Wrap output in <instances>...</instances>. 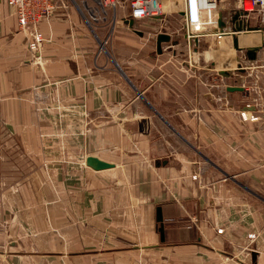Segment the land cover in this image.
<instances>
[{
	"label": "crops",
	"instance_id": "crops-1",
	"mask_svg": "<svg viewBox=\"0 0 264 264\" xmlns=\"http://www.w3.org/2000/svg\"><path fill=\"white\" fill-rule=\"evenodd\" d=\"M74 1L34 49L0 2V264H264V28L195 68L167 15Z\"/></svg>",
	"mask_w": 264,
	"mask_h": 264
},
{
	"label": "built area",
	"instance_id": "built-area-1",
	"mask_svg": "<svg viewBox=\"0 0 264 264\" xmlns=\"http://www.w3.org/2000/svg\"><path fill=\"white\" fill-rule=\"evenodd\" d=\"M61 1L62 0H0V2L6 3L11 13L16 15L22 29L27 31L33 30L34 39L30 43L33 49L39 46V41L42 39V33L35 29V27L41 19L50 15L54 9L60 5ZM175 1H172L173 4ZM222 1L226 0H177L176 7H178V9L176 12L183 20L186 29H193L200 32L212 26L215 29V33L225 36L224 38H226L230 33H233L234 30L222 31L219 28V20L221 16L223 17L221 7ZM233 2L235 8L244 13L248 14L260 9L264 14V0H234ZM131 4V15L134 18L159 16L164 12L162 5L163 0H132ZM242 16L246 18L245 14ZM189 41L188 39V42ZM242 116L244 118L248 116L257 118L253 113L246 115L245 112H242Z\"/></svg>",
	"mask_w": 264,
	"mask_h": 264
},
{
	"label": "rangeland",
	"instance_id": "rangeland-1",
	"mask_svg": "<svg viewBox=\"0 0 264 264\" xmlns=\"http://www.w3.org/2000/svg\"><path fill=\"white\" fill-rule=\"evenodd\" d=\"M68 3L75 4L76 1L74 0H64ZM132 0H93L92 5L95 7H98L100 9L105 8L106 6L111 8H116L117 6H120L122 3L123 4H129L131 6L132 10ZM175 0H163V14L159 16H165L167 15L168 17L171 18V21L173 22L174 25V31L175 33V39L181 41L180 46H175L172 45L171 48V53L173 50V55L175 54L176 57L174 59L177 62H181L185 60L186 62H189L191 66L198 68L203 65H213V66H225V65H230L229 60H232L235 58V55H239L242 50L239 51L235 47L234 41L230 40L229 37L224 38L225 36H221L218 33L214 32V28L212 26L207 27L205 31H195L193 29H189V31L184 27L183 20L179 16V14L176 12L178 7H176V1L173 4ZM179 1V0H178ZM234 0H226L222 1V12L224 13V18L226 15H228V9L226 10L223 7H235L234 5ZM78 4V3H77ZM79 4L82 6L83 3L79 1ZM78 4V5H79ZM84 6V5H83ZM233 11V10H232ZM231 11V12H232ZM231 13H229L230 16ZM246 15L245 19H248L250 23L252 20H250V14L251 13H243ZM256 23H262V22H256ZM253 25V24H251ZM254 26H260L255 24ZM186 29V30H185ZM191 31V32H190ZM243 33H246L244 30ZM172 35V34H171ZM189 36V37H188ZM173 37V35H172ZM193 37V38H192ZM188 39L190 40L188 42ZM178 42V41H177ZM175 44V43H174ZM239 46L244 47V45ZM238 51V52H237ZM249 117V116H248ZM84 127H82L83 129ZM13 177L18 178L21 177V175L16 174L13 175ZM222 230V229H220Z\"/></svg>",
	"mask_w": 264,
	"mask_h": 264
},
{
	"label": "water",
	"instance_id": "water-1",
	"mask_svg": "<svg viewBox=\"0 0 264 264\" xmlns=\"http://www.w3.org/2000/svg\"><path fill=\"white\" fill-rule=\"evenodd\" d=\"M243 11L241 10H233L230 14L229 17V22L231 23L230 27L232 28V30L234 31H242V30H252L255 28H260L263 29L264 26L260 25V26H254L251 25L250 21L248 19H241L242 15H243ZM128 22L131 26H133L134 24V17H131L128 19ZM221 27L222 31H225V22L223 21V18L221 16L220 20H219V28ZM172 38L171 34L165 32V31H161L160 33H158L157 35V49L159 52L162 51V42L164 41H170ZM238 40L234 41L235 47L239 50H242L245 52V55L247 57V59H249L250 61L255 60L257 58V51L260 49L261 45H251V46H246V47H241L238 44ZM242 67V65H240V68ZM220 73L222 75H230V72L228 70H221ZM233 89H242V86H234L232 87ZM149 120L147 118L141 119L139 121V129L141 132H147L149 130ZM86 164L96 170H101V169H105V168H110L113 167L115 164L113 162L104 160L98 156L95 155H89L86 158Z\"/></svg>",
	"mask_w": 264,
	"mask_h": 264
},
{
	"label": "bare ground",
	"instance_id": "bare-ground-1",
	"mask_svg": "<svg viewBox=\"0 0 264 264\" xmlns=\"http://www.w3.org/2000/svg\"><path fill=\"white\" fill-rule=\"evenodd\" d=\"M163 6H164V5H163ZM188 31H189V29H188ZM190 32H191V31H190ZM238 32H239V31H236V32L234 31V32H233V40H234V41H237V40H238V42H239V35H238ZM241 32H242V31H241ZM241 36H242L241 39H243V40H246V38H248V36H247L246 34H244V35L241 34Z\"/></svg>",
	"mask_w": 264,
	"mask_h": 264
}]
</instances>
